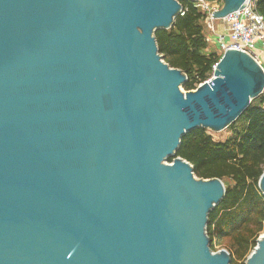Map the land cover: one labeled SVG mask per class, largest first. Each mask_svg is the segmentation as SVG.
I'll use <instances>...</instances> for the list:
<instances>
[{
  "label": "water",
  "instance_id": "obj_1",
  "mask_svg": "<svg viewBox=\"0 0 264 264\" xmlns=\"http://www.w3.org/2000/svg\"><path fill=\"white\" fill-rule=\"evenodd\" d=\"M181 1L0 0V264H230L207 230L226 185L176 153L234 123L264 67L228 49L183 92L155 36ZM247 264H264V235Z\"/></svg>",
  "mask_w": 264,
  "mask_h": 264
},
{
  "label": "trees",
  "instance_id": "obj_2",
  "mask_svg": "<svg viewBox=\"0 0 264 264\" xmlns=\"http://www.w3.org/2000/svg\"><path fill=\"white\" fill-rule=\"evenodd\" d=\"M181 3L184 14L176 17L172 28L158 29L155 36L165 61L187 74L183 87L191 91L212 78L222 54L217 48L210 50L207 13L191 0ZM257 11L264 15V0L257 1ZM228 128L232 135L220 141L206 128L187 133L176 157L190 162L199 178L232 181L225 184V197L210 213L207 230L213 251L225 244L230 264H247L264 233V193L259 186L264 173V93Z\"/></svg>",
  "mask_w": 264,
  "mask_h": 264
},
{
  "label": "built area",
  "instance_id": "obj_3",
  "mask_svg": "<svg viewBox=\"0 0 264 264\" xmlns=\"http://www.w3.org/2000/svg\"><path fill=\"white\" fill-rule=\"evenodd\" d=\"M191 1L195 3L197 8L207 13L206 27L211 33L207 35V41L210 45H215L222 55L228 49L247 52L262 65L263 50L258 48V45L264 43V15L257 11L258 0H249L247 6L243 9L232 12L221 19L225 27L221 32L218 31V19L213 16V13L222 8L223 1ZM182 14H184V11H182Z\"/></svg>",
  "mask_w": 264,
  "mask_h": 264
},
{
  "label": "rangeland",
  "instance_id": "obj_4",
  "mask_svg": "<svg viewBox=\"0 0 264 264\" xmlns=\"http://www.w3.org/2000/svg\"><path fill=\"white\" fill-rule=\"evenodd\" d=\"M221 23H222V20H218L217 27H219V24H221ZM208 34H211V33L208 31ZM258 48H262L264 50V43L259 44ZM215 49H216L215 45H210V50H215ZM181 89H182L183 92H187V90H185L183 86L181 87ZM232 133H233V131L230 128L225 129V130H223L221 132H212L215 140H219V141L220 140H225L226 138L230 137L232 135ZM168 162H170V161H168ZM223 181H224L225 184H232V181L230 179H223ZM263 235H264V233L260 237H262ZM222 249H225V250L228 251V249H227L225 244L221 245L217 251H220Z\"/></svg>",
  "mask_w": 264,
  "mask_h": 264
},
{
  "label": "crops",
  "instance_id": "obj_5",
  "mask_svg": "<svg viewBox=\"0 0 264 264\" xmlns=\"http://www.w3.org/2000/svg\"><path fill=\"white\" fill-rule=\"evenodd\" d=\"M224 29H225V27H224L223 23L219 24L218 31L221 32ZM260 49L263 50L262 48H260ZM262 62H263L262 65L264 67V50H263V53H262Z\"/></svg>",
  "mask_w": 264,
  "mask_h": 264
}]
</instances>
